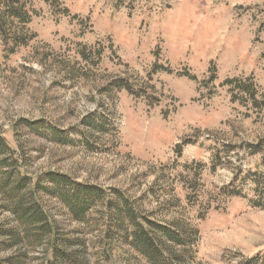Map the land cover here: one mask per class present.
Masks as SVG:
<instances>
[{
    "label": "rangeland",
    "instance_id": "374dc122",
    "mask_svg": "<svg viewBox=\"0 0 264 264\" xmlns=\"http://www.w3.org/2000/svg\"><path fill=\"white\" fill-rule=\"evenodd\" d=\"M10 1L33 11L0 42V133L25 171L121 191L179 236L161 238L164 264H264V0ZM248 76L257 106L222 84ZM40 199L91 264H152L118 239L103 251L100 230Z\"/></svg>",
    "mask_w": 264,
    "mask_h": 264
},
{
    "label": "trees",
    "instance_id": "16d2710c",
    "mask_svg": "<svg viewBox=\"0 0 264 264\" xmlns=\"http://www.w3.org/2000/svg\"><path fill=\"white\" fill-rule=\"evenodd\" d=\"M0 5L3 7L0 11V42L7 45L5 29L14 21L27 23L33 11L25 10L23 6L14 7L10 0H0ZM11 35L10 42L14 46H26V35L19 32ZM8 52L13 54L15 51L12 47ZM114 84L131 92L121 80ZM222 84L235 85V89L246 94L254 106L260 104L255 97L251 76L244 80L225 79ZM238 99L237 94L232 95V100ZM262 104L264 106V101ZM23 122L31 130H41L56 140L69 141L62 137L61 131L42 121ZM111 192L112 196H109L106 189L99 185L76 181L54 171L34 177L29 175L25 171L24 159L0 133V210L8 213L7 219L0 224V251L13 250V253L0 259V264H29L37 259L33 256L36 252L40 255V264H91L83 239L67 237L60 232L57 222L44 209L41 193L58 200L72 220L91 224L93 230H100L98 236L103 251L109 253V243L118 239L152 264L166 261L167 249L162 245L161 238L180 242L179 236L152 221L118 189ZM167 252L171 254V251Z\"/></svg>",
    "mask_w": 264,
    "mask_h": 264
}]
</instances>
